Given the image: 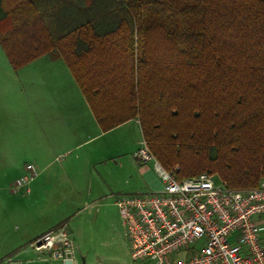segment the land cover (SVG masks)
Returning a JSON list of instances; mask_svg holds the SVG:
<instances>
[{
  "label": "trees",
  "instance_id": "16d2710c",
  "mask_svg": "<svg viewBox=\"0 0 264 264\" xmlns=\"http://www.w3.org/2000/svg\"><path fill=\"white\" fill-rule=\"evenodd\" d=\"M0 46L63 59L101 128L138 119L179 179L264 177V0H0Z\"/></svg>",
  "mask_w": 264,
  "mask_h": 264
},
{
  "label": "crops",
  "instance_id": "0c3cea01",
  "mask_svg": "<svg viewBox=\"0 0 264 264\" xmlns=\"http://www.w3.org/2000/svg\"><path fill=\"white\" fill-rule=\"evenodd\" d=\"M21 69L25 77H28L29 71L35 70L38 79L34 93L36 118L39 122L35 135L40 140L37 139L39 147L34 159L40 172L33 180L34 187L27 188L30 192L42 194L44 199L47 194H51L45 201V208L54 209L57 206L55 209H58L62 206V210L58 209L60 215L49 223L38 226L36 222H28L26 231L20 233L19 237L14 240L11 237L5 238L0 244V264H8L9 257L25 264H42L29 243L62 223L67 224L77 244L76 264H149L146 261H135L131 256L129 238L116 203L120 196L115 194L118 191H114L108 176L98 171V167L106 163L109 157L103 152L96 156L103 150H97L102 144V136L132 121L139 125L142 132L140 121L131 119L104 131L73 73L61 58L44 55ZM61 77L67 83V89L54 88ZM39 79H43L42 83ZM45 83L51 86L44 89L41 86ZM99 139V145L91 146L92 141ZM83 148L84 155H71L75 150ZM138 171L145 180L146 189L134 194L162 190L163 183L151 164L139 165ZM114 196L118 197L115 199ZM109 206H113L116 219L110 216ZM14 230H21L20 225L15 226Z\"/></svg>",
  "mask_w": 264,
  "mask_h": 264
},
{
  "label": "built area",
  "instance_id": "2783aa9c",
  "mask_svg": "<svg viewBox=\"0 0 264 264\" xmlns=\"http://www.w3.org/2000/svg\"><path fill=\"white\" fill-rule=\"evenodd\" d=\"M140 165L154 162L163 188L120 196L121 220L135 261L149 264H264V177L259 186L232 189L213 173L179 179L146 141L134 153ZM18 180L24 187L36 174ZM218 179V181L216 180ZM30 192V189H26ZM42 264H76L77 244L66 223L29 243ZM8 264H25L7 259Z\"/></svg>",
  "mask_w": 264,
  "mask_h": 264
},
{
  "label": "rangeland",
  "instance_id": "374dc122",
  "mask_svg": "<svg viewBox=\"0 0 264 264\" xmlns=\"http://www.w3.org/2000/svg\"><path fill=\"white\" fill-rule=\"evenodd\" d=\"M24 74L21 68H14L5 50L0 46V244L7 237L13 240L19 237L20 233L26 231L28 222H36L38 226H42L56 219L60 215L57 212L58 209L62 210L60 209L62 206L58 209H55L57 206L54 209L45 208V201L50 198L51 194H47L44 199L40 193L26 192L28 186L34 187L35 181L33 180L40 172L34 159L39 147L37 139L38 141L40 139L35 135L39 122L36 118L34 93L38 84L37 74L35 70L29 71L28 77ZM39 81L42 83L43 79ZM50 86V83H45L41 87L47 89ZM54 88L64 90L68 88V85L61 77L54 84ZM74 114L76 117V112ZM99 141L100 139L92 141L91 146L99 145ZM101 142L102 144L99 147L97 145L96 148L98 147L99 151L103 150L96 156L103 152L109 158L106 163L98 167V171L108 176L109 182L114 185V191H118L115 194L132 195L145 190V180L138 171L140 164L133 157L134 151L142 145V132L139 125L132 121L102 136ZM84 154L85 149L83 148L75 150L71 155L80 157ZM30 162L37 174L25 184V187L21 188L18 180L31 176V171L26 168ZM148 164L154 168L153 161ZM213 174L222 179L218 172H213ZM216 180L218 181L217 178ZM117 197L114 196L115 199ZM108 208L110 216L116 219L113 206ZM69 223L71 227L72 220ZM19 225L21 230H14V227Z\"/></svg>",
  "mask_w": 264,
  "mask_h": 264
},
{
  "label": "water",
  "instance_id": "95a60500",
  "mask_svg": "<svg viewBox=\"0 0 264 264\" xmlns=\"http://www.w3.org/2000/svg\"><path fill=\"white\" fill-rule=\"evenodd\" d=\"M66 264H73L71 260L66 261Z\"/></svg>",
  "mask_w": 264,
  "mask_h": 264
}]
</instances>
